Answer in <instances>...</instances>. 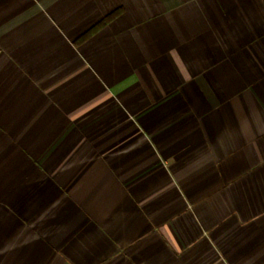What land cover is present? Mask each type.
Wrapping results in <instances>:
<instances>
[{
	"label": "crops",
	"instance_id": "crops-1",
	"mask_svg": "<svg viewBox=\"0 0 264 264\" xmlns=\"http://www.w3.org/2000/svg\"><path fill=\"white\" fill-rule=\"evenodd\" d=\"M0 264H264V0H0Z\"/></svg>",
	"mask_w": 264,
	"mask_h": 264
},
{
	"label": "trees",
	"instance_id": "trees-1",
	"mask_svg": "<svg viewBox=\"0 0 264 264\" xmlns=\"http://www.w3.org/2000/svg\"><path fill=\"white\" fill-rule=\"evenodd\" d=\"M115 16V13L110 14L103 22L97 24L96 26H94L93 28H91L90 30H88L84 35H82L81 39H86L89 36H91L93 33H95L98 29H100L105 23H107L109 21V19H111L112 17Z\"/></svg>",
	"mask_w": 264,
	"mask_h": 264
}]
</instances>
